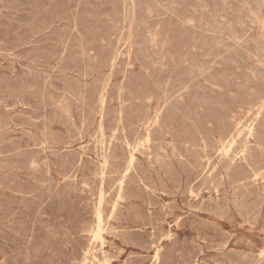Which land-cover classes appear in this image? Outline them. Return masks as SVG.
Returning a JSON list of instances; mask_svg holds the SVG:
<instances>
[{
	"label": "rangeland",
	"instance_id": "1",
	"mask_svg": "<svg viewBox=\"0 0 264 264\" xmlns=\"http://www.w3.org/2000/svg\"><path fill=\"white\" fill-rule=\"evenodd\" d=\"M47 1L0 0V264H264V0Z\"/></svg>",
	"mask_w": 264,
	"mask_h": 264
},
{
	"label": "bare ground",
	"instance_id": "2",
	"mask_svg": "<svg viewBox=\"0 0 264 264\" xmlns=\"http://www.w3.org/2000/svg\"><path fill=\"white\" fill-rule=\"evenodd\" d=\"M42 1H44V0H42ZM49 1V0H48ZM47 1V2H48ZM52 1V0H51ZM55 1V0H54ZM217 1V0H216ZM228 1V0H227ZM232 1V0H231ZM21 1H19V3H20ZM79 2V1H78ZM168 2V1H167ZM236 2V1H235ZM245 2V1H244ZM254 1H252L251 3H253ZM25 3H27V2H25ZM24 3V4H25ZM38 3V2H37ZM44 3V2H43ZM52 3V2H51ZM56 3V2H55ZM119 3V2H118ZM219 2H217L216 4H218ZM230 3V2H229ZM233 3H234V1H233ZM246 3V2H245ZM245 3H243V4H245ZM23 4V5H24ZM30 4V3H29ZM34 4V3H33ZM42 4V3H41ZM45 4H46V2H45ZM79 4V3H78ZM115 4V3H114ZM120 4V3H119ZM223 4V3H222ZM237 4V3H236ZM26 5V4H25ZM31 5V4H30ZM38 5V4H37ZM54 5V4H53ZM102 5V4H101ZM131 5V4H130ZM148 5V4H147ZM176 5V4H175ZM234 5V4H233ZM238 5V4H237ZM250 5V4H249ZM18 6H19V4H18ZM29 6V5H28ZM31 6H33V5H31ZM39 6H43V5H39ZM56 6V5H55ZM58 6V5H57ZM120 6H121V4H120ZM128 6V5H127ZM162 6V5H161ZM196 6V5H195ZM220 6V5H219ZM235 6V5H234ZM248 6V5H247ZM78 7V6H77ZM109 7H110V5H109ZM113 7V6H112ZM112 7H110V8H112ZM123 7V6H122ZM125 7V6H124ZM129 7V6H128ZM182 7V6H181ZM186 7V6H185ZM202 7V6H201ZM207 7V6H206ZM206 7H204V8H206ZM210 7V6H209ZM229 7H230V5H229ZM232 7V6H231ZM237 7V6H236ZM256 7V6H255ZM261 7V6H260ZM25 8V7H24ZM34 8V7H33ZM149 8V7H148ZM175 8V7H174ZM204 8H201V9H204ZM208 8V7H207ZM206 8V9H207ZM235 8V7H234ZM242 8H243V6H242ZM251 8V7H250ZM12 9V8H11ZM10 9V10H11ZM28 9V8H27ZM26 9V10H27ZM43 8L41 7V10H42ZM48 9V8H47ZM50 9V8H49ZM136 9H138V8H136ZM173 9V8H172ZM199 9V8H198ZM1 10V9H0ZM34 10V9H33ZM37 10V9H36ZM40 9H38V11H39ZM65 10H67V9H65ZM77 10V9H76ZM89 10V9H88ZM113 10V9H112ZM116 10V9H115ZM120 10V9H119ZM118 10V11H119ZM129 10V9H128ZM152 10H153V8H152ZM168 10V9H167ZM184 10V9H183ZM189 10V9H188ZM220 10V9H219ZM241 10V9H240ZM245 10V9H244ZM252 10V9H251ZM255 10L256 11H258L257 10V8H255ZM260 10V9H259ZM12 11V10H11ZM25 11V10H24ZM44 11V10H43ZM49 11V10H48ZM59 11V10H58ZM79 11V10H78ZM84 11H85V9H84ZM169 11V10H168ZM178 11V10H177ZM229 11H231L230 9H229ZM241 11H243V9L241 10ZM240 11V12H241ZM248 11V10H247ZM255 11V12H256ZM17 12H19L18 10H17ZM73 12V11H72ZM114 12V11H113ZM136 12V11H135ZM171 12V11H170ZM169 12V13H170ZM187 12V11H186ZM188 12H190V11H188ZM205 12H206V10H205ZM209 12H211V11H209ZM232 12V11H231ZM246 12V11H245ZM249 13H250V11H248ZM28 13V12H27ZM92 13V12H91ZM122 13V12H121ZM149 13V12H148ZM165 13H167V12H165ZM172 13H174V12H172ZM185 13V12H184ZM201 13H203V12H201ZM217 13H220V12H217ZM241 13H243V14H245L244 12H241ZM258 13V12H257ZM32 14H34V13H32ZM45 14V13H44ZM53 14V12L51 13V15ZM152 14H153V12H152ZM162 14H163V12H162ZM183 14V13H182ZM194 14V13H193ZM210 14V13H209ZM213 14V13H212ZM237 14V13H236ZM247 14V13H246ZM245 14V15H246ZM253 14V13H252ZM261 14V13H260ZM50 15V14H49ZM81 15V14H80ZM92 15H94V13H92ZM151 15V14H150ZM166 15V14H165ZM203 15V14H202ZM223 15V14H222ZM226 15H228V14H226ZM13 16V15H12ZM30 16H32L33 17V15H30ZM62 16V15H61ZM101 16V15H100ZM105 16V15H104ZM107 16H108V14H107ZM116 16V15H115ZM127 16V15H126ZM147 16V15H146ZM169 16V15H168ZM177 16H179L178 14H177ZM182 16V15H181ZM196 16V15H195ZM240 16V15H239ZM254 16H256V15H254ZM263 16V15H262ZM22 17V16H21ZM24 17V16H23ZM28 17V16H27ZM38 17V16H37ZM119 17V16H118ZM171 17H172V15H171ZM198 16H196V18H197ZM216 17V16H215ZM47 18V17H46ZM58 18V17H57ZM64 18H66V17H64ZM80 18V17H79ZM93 18V17H92ZM97 18V17H96ZM120 18V17H119ZM128 18V17H127ZM167 18V17H166ZM174 18V17H173ZM204 18V17H203ZM207 18V17H206ZM205 18V19H206ZM240 18V17H239ZM243 18V17H242ZM264 18V17H263ZM22 19V18H21ZM82 19L83 18H81L80 20L82 21ZM90 19V18H89ZM159 19V18H158ZM176 19V18H175ZM199 19H200V17H199ZM211 19V18H210ZM244 19V18H243ZM242 19V20H243ZM246 19V18H245ZM251 19V18H250ZM258 19V18H257ZM27 20H28V18H27ZM33 20H34V18H33ZM43 20V19H42ZM63 20V19H62ZM88 20V19H87ZM94 21H95V18L93 19ZM97 20H99V19H97ZM103 20V19H102ZM105 20V19H104ZM109 20V19H108ZM107 20V21H108ZM123 20V19H122ZM147 20V19H146ZM194 20H196V19H194ZM228 20V19H227ZM227 20H226V22H227ZM252 20V19H251ZM255 20V19H254ZM254 20H252L253 22H254ZM21 21V20H20ZM29 21V20H28ZM31 21V20H30ZM69 21V20H68ZM86 21V20H85ZM89 21V20H88ZM111 20H109L108 22H110ZM114 21V20H113ZM125 21V20H124ZM169 21H171V20H169ZM180 21V20H179ZM198 21V20H197ZM205 21V20H204ZM219 21H221V20H219ZM223 21V20H222ZM239 21V20H238ZM22 22H23V19H22ZM38 22V21H37ZM44 22V21H43ZM42 22V23H43ZM67 22V21H66ZM74 22V21H73ZM99 22V21H98ZM97 22V23H98ZM126 22V21H125ZM139 22V21H138ZM147 22V21H146ZM156 22V21H155ZM157 22H159V21H157ZM258 22H259V20H258ZM77 23H79V22H77ZM84 23V22H83ZM86 23V22H85ZM90 23V22H89ZM94 23V22H93ZM102 23V22H101ZM105 22H103V24H104ZM113 22H111V24H112ZM140 23H141V21H140ZM202 23V22H201ZM210 23V22H209ZM213 24H214V22H212ZM228 23V22H227ZM250 23H252V22H250ZM256 23V22H255ZM260 23H261V20H260ZM30 24V23H29ZM70 24V23H69ZM91 24V23H90ZM107 24V23H106ZM109 24V23H108ZM185 24V23H184ZM208 24V23H207ZM232 24H235V23H232ZM33 25V24H32ZM59 25H60V23H59ZM84 25V24H83ZM125 25V24H124ZM128 25V24H127ZM156 25V24H155ZM154 25V26H155ZM164 25V24H163ZM170 25V24H169ZM206 25V24H205ZM210 25V28H211V26H213V25H211V24H209ZM209 25H206V27H208ZM215 25V24H214ZM227 25V24H226ZM240 25V24H239ZM244 25V24H243ZM251 25V24H250ZM257 25V24H256ZM53 26V25H52ZM79 26V25H78ZM78 26H76V27H78ZM81 26V25H80ZM90 26H92V25H90ZM93 26H95V24H93ZM110 26V25H109ZM122 26V25H121ZM150 26H151V24H150ZM188 26V25H187ZM192 26V25H191ZM199 26H200V24H199ZM203 26H204V24H203ZM202 26V27H203ZM241 26V25H240ZM42 27V26H41ZM44 27V26H43ZM48 27H50V26H48ZM101 27H102V25H101ZM126 27V26H125ZM138 27H141V26H138ZM177 27V26H176ZM230 27H231V25H230ZM244 26H242V28H243ZM36 28V27H35ZM68 28H70V27H68ZM83 28V27H82ZM81 28V29H82ZM113 28H115V26L113 27ZM120 28V27H119ZM130 28V27H129ZM162 28H163V26H162ZM214 28H216V29H218L217 27H214ZM241 28V29H242ZM249 28H250V26H249ZM62 29V28H61ZM60 29V30H61ZM65 29V28H64ZM76 29V28H75ZM78 29V28H77ZM98 29V28H97ZM122 29V28H121ZM132 29V28H131ZM154 29H156V28H154ZM193 29V28H192ZM199 29H200V27H199ZM212 29V28H211ZM84 30V29H83ZM92 30H94V29H92ZM102 30V29H101ZM115 30V29H114ZM148 30V29H147ZM207 30V29H206ZM210 30V29H209ZM215 30V29H214ZM232 30V29H231ZM236 30V29H235ZM64 31H66V30H64ZM63 31V32H64ZM118 31V30H117ZM132 31V30H131ZM149 31V30H148ZM155 31V30H154ZM154 31H153V35H155L154 34ZM169 31V30H168ZM189 31V30H188ZM205 31V30H204ZM18 32V31H17ZM40 32V31H39ZM45 32H47V31H45ZM80 32V31H79ZM98 32H100V31H98ZM104 32V31H103ZM107 32V31H106ZM110 32H112V31H110ZM136 32V31H135ZM162 32V31H161ZM173 32V31H172ZM190 32V31H189ZM217 32V31H216ZM224 32V31H223ZM233 32H235V31H233ZM81 33V32H80ZM92 33V32H91ZM120 33V32H119ZM129 33H131V32H129ZM163 33V32H162ZM169 33V32H168ZM213 33H214V31H213ZM229 33H231V32H229ZM237 33V32H236ZM254 33V32H253ZM93 34V33H92ZM101 34V33H100ZM106 34V33H105ZM105 34H104V36H105ZM109 34V29H108V33H107V35ZM128 34V33H127ZM126 34V35H127ZM135 34V33H134ZM220 34V33H219ZM239 34V33H238ZM67 35V34H66ZM95 35V34H94ZM123 35V34H122ZM161 35V34H160ZM169 35H172V33L171 34H169ZM176 35V34H175ZM214 35V34H213ZM218 35V34H217ZM64 36V35H63ZM100 36V35H99ZM98 36V37H99ZM132 36V35H131ZM227 36V35H226ZM225 36V37H226ZM230 36V35H229ZM40 37V36H39ZM95 37V36H94ZM107 37V36H106ZM111 37V36H110ZM148 37V36H147ZM153 37V36H152ZM168 37V36H167ZM100 38V37H99ZM109 38V37H108ZM125 38V37H124ZM141 38V37H140ZM185 38V37H184ZM228 38H230V37H228ZM97 39V38H96ZM95 39V40H96ZM128 39V38H127ZM133 39V38H132ZM154 39H156V38H154ZM164 39V38H163ZM167 39V38H166ZM198 39V38H197ZM239 39V38H238ZM255 40H256V38H254ZM81 40V39H80ZM91 40V39H90ZM101 40H103V39H101ZM118 40V39H117ZM117 40H115V41H117ZM219 40H221V39H219ZM255 40H253L254 42H255ZM92 41V40H91ZM100 41V40H99ZM114 41V40H113ZM124 41V40H123ZM148 41V40H147ZM252 41V42H253ZM82 42V41H81ZM80 42V43H81ZM90 42V41H89ZM88 42V43H89ZM101 42V41H100ZM109 42V41H108ZM120 42V41H119ZM132 42V41H131ZM131 42H130V46H131ZM162 42V41H161ZM160 42V43H161ZM167 42V41H166ZM200 42V41H199ZM243 42V41H242ZM246 42H247V40H246ZM249 42V41H248ZM260 42V41H259ZM52 43V42H51ZM99 43V42H98ZM104 43H107V42H104ZM164 43V42H163ZM225 43V42H224ZM236 43V42H235ZM238 43V42H237ZM241 43V42H240ZM68 44V43H67ZM102 44V43H101ZM111 44V43H110ZM110 44H109V46H110ZM118 44H120V43H118ZM132 44H134V43H132ZM141 44V43H140ZM151 44V43H150ZM162 44V43H161ZM190 44V43H189ZM201 44V43H200ZM243 44V43H242ZM260 44V43H259ZM258 44V45H259ZM1 45V44H0ZM60 45V44H59ZM107 45V44H106ZM152 45V44H151ZM174 45H175V43H174ZM191 45V44H190ZM220 45V44H219ZM223 45V44H222ZM244 45H247V44H244ZM66 46H68V45H66ZM103 46V45H102ZM105 46V45H104ZM108 46V45H107ZM112 46H113V44H112ZM120 46V45H119ZM132 46H134V45H132ZM142 46V45H141ZM150 46V45H149ZM153 46V45H152ZM161 46V45H160ZM218 46V45H217ZM236 46V45H235ZM260 46V45H259ZM58 47V46H57ZM101 47V46H100ZM144 47V46H143ZM171 47V46H170ZM184 47V46H183ZM247 47V46H246ZM260 47H262V46H260ZM113 48V47H112ZM119 48V47H118ZM140 48V47H139ZM202 48V47H201ZM225 48V47H224ZM233 48V47H232ZM66 49V48H65ZM106 49V48H105ZM116 49H117V47H116ZM156 49V48H155ZM194 49V48H193ZM227 49H228V47H227ZM109 50V49H108ZM134 50H135V48H134ZM140 50V49H139ZM202 50V49H201ZM212 50V49H211ZM232 50V49H231ZM243 50H245V49H243ZM103 51V50H102ZM113 51H114V49H113ZM128 51V50H127ZM190 51V50H189ZM263 51H264V49H263ZM62 52V51H61ZM76 52V51H75ZM77 52H78V50H77ZM111 52V51H110ZM122 52V51H121ZM139 52V51H138ZM149 52V51H148ZM172 52V51H171ZM199 52V51H198ZM231 52V51H230ZM257 52H259V51H257ZM261 52H262V50H261ZM112 53V52H111ZM114 53V52H113ZM227 53H229V52H227ZM247 53V52H246ZM263 53V52H262ZM66 54V53H65ZM119 54V53H118ZM166 54H167V52H166ZM170 54V53H169ZM222 54V53H221ZM251 54V53H250ZM261 54V53H260ZM264 54V53H263ZM156 55V54H155ZM161 55V54H160ZM172 55V54H171ZM175 55V54H174ZM228 55V54H227ZM246 55V54H245ZM147 56V55H146ZM164 56H165V54H164ZM222 56H224V55H222ZM259 56V55H258ZM78 57V56H77ZM76 57V58H77ZM102 57V56H101ZM123 57V56H122ZM121 57V58H122ZM134 57V56H133ZM136 57V56H135ZM140 57H142L141 55H140ZM149 57H150V55H149ZM188 57V56H187ZM57 58V57H56ZM79 58V57H78ZM77 58V59H78ZM106 58H108V57H106ZM113 58H114V56H113ZM118 58V57H117ZM251 58V57H250ZM264 58V57H263ZM61 59V58H60ZM82 59V58H81ZM104 60H105V58H103ZM115 59V58H114ZM123 59V58H122ZM130 59V58H129ZM137 59V58H136ZM174 59V58H173ZM258 59V58H257ZM79 60L80 59H78V62H79ZM93 60V59H92ZM127 60V59H126ZM141 60H143V58L141 59ZM147 60V59H146ZM152 60V59H151ZM171 60V59H170ZM249 60V59H248ZM2 61V60H1ZM17 61H18V59H17ZM60 61V60H59ZM85 61V60H84ZM83 61V62H84ZM120 61V60H119ZM138 61V60H137ZM150 61V60H149ZM188 61V60H187ZM259 61V60H258ZM7 62V61H6ZM113 62V61H112ZM144 62V61H143ZM143 62H141V63H143ZM148 62V61H147ZM214 62V61H213ZM212 62V63H213ZM67 63H69V62H67ZM72 63H74V62H72ZM82 63V62H81ZM121 63V62H120ZM166 63V62H165ZM174 63H176V62H174ZM178 63V62H177ZM216 63V62H215ZM0 64H1V62H0ZM28 64V63H27ZM34 64V63H33ZM57 64V63H56ZM76 64V63H75ZM103 64V63H102ZM117 64V63H116ZM145 64V63H144ZM167 64V63H166ZM173 64V63H172ZM246 64V63H245ZM252 64V63H251ZM263 64V63H262ZM79 65H81V64H79ZM86 65V64H85ZM129 65V64H128ZM148 65V64H147ZM160 65V64H159ZM165 65V64H164ZM181 65V64H180ZM179 65V66H180ZM16 66V65H15ZM158 66V65H157ZM161 66V65H160ZM168 66V65H167ZM183 66V65H182ZM247 66V65H246ZM264 66V65H263ZM101 67V66H100ZM124 67V66H123ZM129 67V66H128ZM168 67H171V66H168ZM177 67V66H176ZM261 67V66H260ZM92 68H94L93 66H92ZM120 68V67H119ZM138 68H140V67H138ZM159 68V67H158ZM251 68V67H250ZM30 69V68H29ZM95 69V68H94ZM100 69V68H99ZM112 69V68H111ZM110 69V70H111ZM183 69V68H182ZM186 69V68H185ZM2 70V69H1ZM98 70V69H97ZM120 70V69H119ZM126 70V69H125ZM130 70V69H129ZM161 70V69H160ZM176 70V69H175ZM174 70V71H175ZM187 70V69H186ZM200 70H202V69H200ZM199 70V71H200ZM232 70V69H231ZM245 70V69H244ZM20 71V70H19ZM36 71V70H35ZM38 71V70H37ZM36 71V72H37ZM101 71V70H100ZM112 71V70H111ZM115 71V70H114ZM131 71V70H130ZM159 71V70H158ZM167 71V70H166ZM173 71V70H172ZM248 71V70H247ZM2 72V71H1ZM5 72V71H4ZM18 72V71H17ZM31 72H32V70H31ZM55 72V71H54ZM94 72V71H93ZM121 72V71H120ZM134 72V71H133ZM154 72V71H153ZM163 72V71H162ZM195 72V71H194ZM229 72V71H228ZM251 72V71H250ZM255 72V71H254ZM19 73V72H18ZM80 73V72H79ZM84 73V72H83ZM115 73V72H114ZM143 73H145V72H143ZM166 73V72H165ZM171 73V72H170ZM236 73V72H235ZM28 74V73H27ZM44 74V73H43ZM92 74V73H91ZM119 74V73H118ZM122 74V73H121ZM151 74V73H150ZM206 74V73H205ZM262 74V73H261ZM89 75V74H88ZM131 75V74H130ZM133 75V74H132ZM166 75V74H165ZM180 75V74H179ZM191 75V74H190ZM196 75V74H195ZM242 75V74H241ZM244 75V74H243ZM252 75V74H251ZM14 76V75H13ZM52 76V75H51ZM138 76V75H137ZM140 76V75H139ZM162 76H163V73H162ZM169 76V75H168ZM184 76H187V75H184ZM87 77V76H86ZM90 77V76H89ZM154 77V76H153ZM152 77V78H153ZM203 77V76H202ZM253 77V76H252ZM254 77H256V76H254ZM142 78H145V77H142ZM170 78V77H169ZM174 78H175V76H174ZM173 78V79H174ZM178 78V77H177ZM244 78V77H243ZM257 78V77H256ZM85 79V78H84ZM88 79V78H87ZM127 79V78H126ZM125 79V80H126ZM135 79V78H134ZM139 79V78H138ZM160 79H161V76H160ZM160 79H159V81H160ZM163 79V78H162ZM183 79V78H182ZM241 79V78H240ZM251 79V78H250ZM93 80V79H92ZM100 80V79H99ZM102 80V79H101ZM106 80V79H105ZM117 80H118V78H117ZM124 80V79H123ZM142 80V79H141ZM141 80H139V81H141ZM145 80H146V78H145ZM150 80V79H149ZM171 80V79H170ZM207 80V79H206ZM233 80V79H232ZM84 81V80H83ZM107 81V80H106ZM120 81H121V79H120ZM167 81V80H166ZM165 81V82H166ZM190 81V80H189ZM209 81V80H208ZM229 81V80H228ZM257 81V80H256ZM39 82V81H38ZM42 82V81H41ZM47 82V81H46ZM123 82V81H122ZM144 82V81H143ZM142 82V83H143ZM169 82V81H168ZM174 82V81H173ZM176 82V81H175ZM211 82V81H210ZM209 82V83H210ZM234 82V81H233ZM258 82V81H257ZM48 83V82H47ZM50 83V82H49ZM75 83H77V82H75ZM97 83V82H96ZM105 83V82H104ZM108 83V82H107ZM118 83H119V81H118ZM132 83V82H131ZM135 83V82H134ZM137 83V82H136ZM135 83V84H136ZM148 83V82H147ZM149 83H151V81L149 82ZM205 83V82H204ZM1 84V83H0ZM79 84V83H78ZM90 84H92V83H90ZM112 84V83H111ZM114 84H115V82H114ZM123 84V83H122ZM171 85H173V87H174V84H172V83H170ZM187 84H188V82H187ZM189 84H191V83H189ZM254 84V83H253ZM252 84V85H253ZM95 85V84H94ZM113 85V84H112ZM160 85V84H159ZM164 85V84H163ZM166 85V84H165ZM80 86V85H79ZM90 86V85H89ZM100 86V85H99ZM168 86V85H167ZM206 86V85H205ZM218 86V85H217ZM243 86V85H242ZM36 87V86H35ZM137 87H139V86H137ZM151 87V86H150ZM164 87V86H163ZM172 87V86H171ZM253 87V86H252ZM81 88H85V87H82L81 86ZM80 88V89H81ZM99 88V87H98ZM158 88V87H157ZM175 88H176V86H175ZM236 88V87H235ZM54 89V88H53ZM140 89V88H139ZM149 89H151V88H149ZM167 89V88H166ZM165 89V90H166ZM169 89H170V87H169ZM173 89V88H172ZM217 89H219V88H217ZM252 89V88H251ZM31 90V89H30ZM94 90V89H93ZM144 90V89H143ZM158 90V89H157ZM179 90H182V89H179ZM185 90V89H184ZM191 90H193V89H191ZM264 90V89H263ZM101 91V90H100ZM244 90H242V92H243ZM78 92V91H77ZM81 92V91H80ZM161 92V91H160ZM176 92V91H175ZM222 92V91H221ZM56 93V92H55ZM82 93V92H81ZM110 93H111V91H110ZM118 93V92H117ZM241 93V92H240ZM29 94V93H28ZM64 94V93H63ZM112 94V93H111ZM115 94V93H114ZM161 94V93H160ZM159 94V95H160ZM164 94V93H163ZM172 94V93H171ZM181 94V93H180ZM52 95V94H51ZM66 95V94H65ZM104 95V94H103ZM143 95L144 94H142L141 96H142V98H143ZM168 95V94H167ZM7 96V95H6ZM58 96V95H57ZM56 96V97H57ZM109 96H110V94H109ZM112 96H114V95H112ZM184 96V95H183ZM251 96V95H250ZM253 96V95H252ZM55 97V98H56ZM59 97V96H58ZM57 97V99H59ZM62 97V96H61ZM73 97H74V95H73ZM105 97H107V96H105ZM145 97V96H144ZM163 97V96H162ZM161 97V98H162ZM260 97H263V96H260ZM53 98V97H52ZM141 98V99H142ZM160 98V99H161ZM165 98V97H164ZM181 98V97H180ZM254 98H257V97H254ZM78 99V98H77ZM146 99V98H145ZM175 99V98H174ZM261 99V98H260ZM54 100V99H53ZM78 100H80V99H78ZM82 100V99H81ZM80 100V101H81ZM86 100H88L87 98H86ZM98 100H99V98H98ZM101 100V99H100ZM103 100V99H102ZM151 100V99H150ZM258 100V99H257ZM32 101V100H31ZM59 101V100H58ZM92 101H94V100H92ZM126 101V100H125ZM139 101V100H138ZM147 101H149V100H147ZM163 101V100H162ZM166 101V100H165ZM178 101V100H177ZM258 101H260V100H258ZM9 102H10V100H9ZM18 102V101H17ZM60 102V101H59ZM100 102V101H99ZM3 103V102H2ZM66 103V102H65ZM120 103V102H119ZM162 103V102H161ZM233 103V102H232ZM241 103V102H240ZM258 103V102H257ZM61 104V103H60ZM95 104V103H94ZM102 104H103V102H102ZM259 104V103H258ZM22 105V104H21ZM51 105V104H50ZM124 105V104H123ZM147 105V104H146ZM165 105V104H164ZM168 104H166V106H167ZM238 105V104H237ZM256 105V104H255ZM262 105V104H261ZM97 106V105H96ZM99 106H101V105H99ZM122 106V105H121ZM243 106V105H242ZM252 106H253V104H252ZM60 107V106H59ZM62 107V106H61ZM75 107V106H74ZM162 107H163V105H162ZM171 107V106H170ZM175 107V106H174ZM248 107V106H247ZM250 107V106H249ZM264 107V106H263ZM145 108V107H144ZM150 108V107H149ZM186 108V107H185ZM230 108V107H229ZM243 108V107H242ZM246 108V107H245ZM259 108V107H258ZM64 109V108H63ZM107 109H110V108H107ZM127 109V108H126ZM161 109V108H160ZM178 109H179V107H178ZM187 109V108H186ZM237 109V108H236ZM251 109V108H250ZM253 109V108H252ZM255 109V108H254ZM30 110V109H29ZM75 110V109H74ZM91 110V109H90ZM146 110V109H145ZM163 110V109H162ZM188 110H189V107H188ZM241 109H239V111H240ZM67 111V110H66ZM153 111H155V110H153ZM179 111H180V109H179ZM243 112H244V110H242ZM5 112V111H4ZM78 112V111H77ZM96 112V111H95ZM103 112V111H102ZM162 112V111H161ZM164 112V111H163ZM261 112V111H260ZM3 113V112H2ZM5 113H7V112H5ZM87 113H89V112H87ZM152 113V112H151ZM185 113V112H184ZM183 113V114H184ZM186 113H188V112H186ZM233 113V112H232ZM235 113H237V112H235ZM239 113V112H238ZM237 113V114H238ZM242 113V112H241ZM246 113V112H245ZM98 114V113H97ZM161 114V113H160ZM252 114V113H251ZM258 114V113H257ZM8 115V114H7ZM93 115V114H92ZM118 115V114H117ZM123 115V114H122ZM156 115V114H155ZM233 116H234V114H232ZM231 115V116H232ZM256 115V114H255ZM263 115H264V113H263ZM47 116V115H46ZM119 116V115H118ZM185 116V115H184ZM239 116V115H238ZM247 116V115H246ZM245 116V117H246ZM254 116V115H253ZM2 117V116H1ZM8 117V116H7ZM11 117V116H10ZM97 117V116H96ZM149 117V116H148ZM153 117V116H152ZM161 117V116H160ZM182 117V116H181ZM241 117V116H240ZM13 118V117H12ZM19 118V117H18ZM143 118H145V117H143ZM239 118V117H238ZM248 118V117H247ZM253 118H255V117H253ZM263 118V117H262ZM21 119V118H20ZM109 119V118H108ZM150 119V118H149ZM153 119V118H152ZM235 119V118H234ZM241 119V118H240ZM243 119H244V117H243ZM258 119H261V118H258ZM264 119V118H263ZM155 120V124H156V119H154ZM178 120H179V118H178ZM229 120V119H228ZM239 120V119H238ZM247 120H249V119H247ZM254 120V119H253ZM257 120V119H256ZM70 121H71V119H70ZM84 121H86L85 119H84ZM97 121V120H96ZM108 121V120H107ZM144 121V120H143ZM146 121V120H145ZM160 121V120H159ZM244 121H245V119H244ZM44 122V121H43ZM48 122V121H47ZM175 122H176V120H175ZM178 122V121H177ZM206 122V121H205ZM208 122V121H207ZM218 122H219V120H218ZM39 123V122H38ZM50 123V122H49ZM84 123V122H83ZM86 123V122H85ZM97 123V122H96ZM95 123V124H96ZM158 123V122H157ZM105 124V123H104ZM140 124V123H139ZM143 124H146V123H143ZM160 124V123H159ZM179 124V123H178ZM177 124V125H178ZM207 124V123H206ZM215 124V123H214ZM261 124V123H260ZM44 125V124H43ZM48 126H49V124H47ZM86 125V124H85ZM148 125H149V122H148ZM152 125V124H151ZM239 125V124H238ZM251 125V124H250ZM249 125V126H250ZM105 126V125H104ZM140 126V125H139ZM216 126V125H215ZM223 126V125H222ZM4 127V126H3ZM28 127V126H27ZM50 127V126H49ZM61 127V126H60ZM142 127H143V125H142ZM160 128H162L161 126H159ZM217 127V126H216ZM251 127V126H250ZM249 127V128H250ZM21 128V127H20ZM46 128V127H45ZM119 128V127H118ZM141 128V127H140ZM151 128V127H150ZM218 128V127H217ZM246 128V127H245ZM105 129V128H104ZM145 129V128H144ZM148 129V128H147ZM169 129V128H168ZM243 129H244V127H243ZM30 130H31V128H30ZM47 130H48V128H47ZM85 130V129H84ZM146 130V129H145ZM162 130V129H161ZM170 130V129H169ZM178 130V129H177ZM213 130V129H212ZM234 130H236V128L234 129ZM92 131V130H91ZM102 131V130H101ZM128 131V130H127ZM149 131V130H148ZM171 131V130H170ZM173 131V130H172ZM172 131H171V133H172ZM181 131V130H180ZM180 131H179V133H180ZM244 131V130H243ZM249 131V130H248ZM21 132V131H20ZM36 132V131H35ZM50 132V131H49ZM116 132H118V131H116ZM125 132V131H124ZM140 132V131H139ZM142 132V131H141ZM250 132V131H249ZM43 133V132H42ZM54 133V132H53ZM53 133H51V134H53ZM63 133V132H62ZM89 133V132H88ZM87 133V134H88ZM115 133V132H114ZM149 133V132H148ZM223 133V132H222ZM239 133V132H238ZM248 133V132H247ZM50 134V135H51ZM64 134V133H63ZM63 134H62V136H63ZM97 134H98V132H97ZM102 134V133H101ZM109 134V133H108ZM111 134H113V133H111ZM125 134V133H124ZM152 134V133H151ZM205 134V133H204ZM220 134V133H219ZM233 134H234V132H233ZM245 135H246V131H245V133H244ZM253 134L255 135V133L253 132ZM257 134V133H256ZM8 135H9V133H8ZM17 135V134H16ZM65 135V134H64ZM70 135V134H69ZM202 135V137H203V134H201ZM15 136V135H14ZM41 136V135H40ZM87 136V135H86ZM102 136V135H101ZM174 136V135H173ZM220 136V135H219ZM219 136H217V137H219ZM256 136V135H255ZM11 137V136H10ZM22 137V136H21ZM24 137V136H23ZM38 137V136H37ZM58 137V136H57ZM66 137V136H65ZM140 137H141V134H140ZM171 137V136H170ZM252 137H254V136H252ZM13 138V137H12ZM40 138V137H39ZM69 138V137H68ZM102 138V137H101ZM100 138V139H101ZM104 138V137H103ZM102 138V139H103ZM114 138V137H113ZM151 138V137H150ZM150 138H148V139H150ZM173 138V137H172ZM215 138V137H214ZM222 138V137H221ZM220 138V139H221ZM244 138V137H243ZM6 139V138H5ZM38 139V138H37ZM56 139V138H55ZM66 139V138H65ZM76 139V138H75ZM93 139V138H92ZM91 139V140H92ZM95 139H96V137H95ZM146 139V138H145ZM254 139V138H253ZM111 140V139H110ZM141 140V139H140ZM140 140H139V142H140ZM152 140V139H151ZM150 140V141H151ZM162 140H163V138H162ZM236 140V139H235ZM239 140V139H238ZM243 140H245V138L243 139ZM19 141V140H18ZM22 141V140H21ZM36 141V140H35ZM101 141H103V140H101ZM153 141V140H152ZM164 141V140H163ZM166 141V140H165ZM172 141V140H171ZM170 141V142H171ZM225 140H223V142H224ZM33 142H34V140H33ZM67 142V141H66ZM169 142V141H168ZM174 142V141H173ZM187 142L188 141H186V144H187ZM222 142V143H223ZM234 142V141H233ZM58 143V142H57ZM97 143V142H96ZM118 143V142H117ZM146 143H148L149 144V142H146ZM155 143V142H154ZM239 143V142H238ZM241 144H242V142H240ZM250 143V142H249ZM252 143V142H251ZM261 143V142H260ZM22 144V143H21ZM87 144V143H86ZM141 144V143H140ZM147 144V145H148ZM162 144V143H161ZM244 144H246V143H244ZM26 145V144H25ZM44 145V144H43ZM52 145H53V143H52ZM89 145V144H88ZM109 145V144H108ZM128 145V144H127ZM143 145H144V143H143ZM190 145V144H189ZM206 145V144H205ZM107 146V145H106ZM126 146V145H125ZM130 146V145H129ZM191 146V145H190ZM189 146V147H190ZM227 146V145H226ZM231 146V145H230ZM236 146V145H235ZM243 146V145H242ZM260 146V145H259ZM76 147V146H75ZM87 147V146H86ZM104 147V146H103ZM137 147V146H136ZM145 147H147V146H145ZM148 147H149V145H148ZM165 147V146H164ZM175 147V146H174ZM246 147V146H245ZM30 148V147H29ZM56 148V147H55ZM85 148V147H84ZM91 148V147H90ZM144 148V147H143ZM157 148V147H156ZM169 148V147H168ZM171 148V147H170ZM169 148V149H170ZM206 148V147H205ZM222 148V147H221ZM221 148H220V150H221ZM229 148V147H228ZM240 148V147H239ZM250 148V147H249ZM264 148V147H263ZM137 149V148H136ZM141 149H142V147H141ZM233 149V148H232ZM22 150V149H21ZM60 150V149H59ZM64 150V149H63ZM79 150V149H78ZM81 150V149H80ZM110 150V149H109ZM108 150V151H109ZM211 150H212V148H211ZM218 150V149H217ZM225 150V149H224ZM19 151V150H18ZM105 151V150H104ZM142 151H144V150H142ZM208 151V150H207ZM233 151V150H232ZM248 151V150H247ZM23 152V151H22ZM137 152H138V150H137ZM141 152V151H140ZM166 152V151H165ZM170 152V151H169ZM176 152V151H175ZM234 152V151H233ZM251 152V151H250ZM32 153V152H31ZM48 153V152H47ZM86 153V152H85ZM119 153V152H118ZM145 152H143V155H145L144 154ZM148 153V152H147ZM152 153V152H151ZM164 153V152H163ZM195 153V152H194ZM206 153V152H205ZM221 153H222V151H221ZM88 154V153H87ZM140 154H142V153H140ZM188 154V153H187ZM214 154H215V151H214ZM225 154V153H224ZM256 154H257V152H256ZM1 155V154H0ZM43 155V154H42ZM142 155V156H143ZM161 155V154H160ZM170 155H171V153H170ZM237 155H239V154H237ZM255 155V154H254ZM89 156V155H88ZM146 156V155H145ZM203 156H204V154H203ZM202 156V157H203ZM231 156H232V154H231ZM70 157V156H69ZM86 157V156H85ZM164 158H166L165 156H163ZM172 157V156H171ZM218 157V156H217ZM223 157V156H222ZM222 157H220L219 159H221ZM227 157V156H226ZM246 157V156H245ZM249 157H250V155H249ZM97 158V157H96ZM138 158V157H137ZM150 158V157H149ZM155 158V157H154ZM158 158V157H157ZM173 158V157H172ZM240 158V157H239ZM244 158V157H243ZM55 159V158H54ZM69 159H71V158H69ZM88 159V158H87ZM87 159H86V161H87ZM182 159V158H181ZM203 159V158H202ZM151 160V159H150ZM152 160H153V158H152ZM167 160V159H166ZM165 160V161H166ZM206 160V159H205ZM61 161V160H60ZM67 161V160H66ZM86 161H85V163H86ZM98 161V160H97ZM96 161V162H97ZM143 161V160H142ZM164 161V162H165ZM234 161V160H233ZM233 161H231V162H233ZM244 161H247V160H244ZM6 162V161H5ZM34 162V161H33ZM83 162V161H82ZM104 162V161H103ZM133 162V158L131 159V161L129 162L130 164ZM136 162V161H135ZM147 162V161H146ZM155 162V161H154ZM153 162V163H154ZM171 162V161H170ZM173 162V161H172ZM192 162V161H191ZM221 162V161H220ZM224 162V161H223ZM237 162V161H236ZM128 163V164H129ZM159 163V162H158ZM176 163V162H175ZM192 163H194V162H192ZM210 163V162H209ZM245 163V162H244ZM59 164V163H58ZM88 164V163H87ZM55 165V164H54ZM86 165V164H85ZM161 165V164H160ZM195 165V164H194ZM233 165V164H232ZM50 166V165H49ZM105 166V165H104ZM119 166H120V164H119ZM128 166V165H127ZM132 166V165H131ZM134 166V165H133ZM184 166V165H183ZM192 166V165H191ZM205 166V165H204ZM203 166V167H204ZM211 166V165H210ZM216 166V165H215ZM170 167V166H169ZM202 167V166H201ZM226 167V166H225ZM233 167V166H232ZM238 167H239V165H238ZM20 168V167H19ZM54 168V167H53ZM58 168V167H57ZM77 168V167H76ZM253 168V167H252ZM256 168V167H255ZM62 169V168H61ZM162 169H164V168H162ZM168 169V168H167ZM177 169H179V168H177ZM202 169V168H201ZM207 169V168H206ZM214 169V168H213ZM250 169V168H249ZM3 170V169H2ZM107 170V169H106ZM124 170V169H123ZM128 170V169H127ZM151 170V169H150ZM209 170V169H208ZM217 170V169H216ZM253 170V169H252ZM20 171V170H19ZM22 171V170H21ZM27 171V170H26ZM25 171V172H26ZM53 171V170H52ZM56 171V170H55ZM131 171V170H130ZM161 171V170H160ZM171 171V170H170ZM229 171V170H228ZM227 171V172H228ZM232 171V170H231ZM256 171V170H255ZM261 171V170H260ZM4 172H5V170H4ZM80 172V171H79ZM106 172V171H105ZM121 172V171H120ZM128 172V171H127ZM216 172V171H215ZM222 172V171H221ZM12 173V172H11ZM10 173V174H11ZM51 173V172H50ZM96 173V172H95ZM100 173V172H99ZM117 173V172H116ZM131 173V172H130ZM205 173V172H204ZM236 173V172H235ZM20 174H21V172H20ZM24 174V173H23ZM60 174V173H59ZM79 174V173H78ZM96 174H98V173H96ZM103 175H104V173H102ZM113 174V173H112ZM162 174V173H161ZM89 175V174H88ZM194 175V174H193ZM7 176H9V175H7ZM110 176V175H109ZM114 176V175H113ZM126 176V175H125ZM153 176V175H152ZM211 176V175H210ZM56 177V176H55ZM62 177V176H61ZM158 177V176H157ZM229 177V176H228ZM254 177H256V176H254ZM60 178V177H59ZM79 178V177H78ZM94 178V177H93ZM116 178V177H115ZM128 178V177H127ZM187 178V177H186ZM192 178V177H191ZM224 178V177H223ZM27 179V178H26ZM81 179V178H80ZM200 179V178H199ZM202 179V178H201ZM262 179V178H261ZM56 180V179H55ZM60 180V179H59ZM73 180V179H72ZM93 180V179H92ZM113 180V179H112ZM123 180V179H122ZM130 180V179H129ZM217 180V179H216ZM224 180V179H223ZM239 180V179H238ZM245 180V179H244ZM263 180V179H262ZM29 181V180H28ZM63 181V180H62ZM61 181V182H62ZM193 181V180H192ZM246 181V180H245ZM261 181V180H260ZM264 181V180H263ZM10 182V181H9ZM92 182V181H91ZM118 182V181H117ZM116 182V183H117ZM159 182V181H158ZM241 182V181H240ZM252 182V181H251ZM23 183H24V181H23ZM66 183H68V181L66 182ZM73 183V182H72ZM102 183H103V181H102ZM122 183V182H121ZM140 183V182H139ZM21 183H19L18 185H20ZM42 184V183H41ZM113 184V183H112ZM126 184V183H125ZM245 184V183H244ZM251 184V183H250ZM259 184H260V182H259ZM89 185V184H88ZM171 185V184H170ZM193 185V184H192ZM255 185V184H254ZM21 186V185H20ZM61 186V185H60ZM83 186V185H82ZM85 186V185H84ZM91 186V185H90ZM184 186V185H183ZM211 186V185H210ZM222 186V185H221ZM98 187V186H97ZM108 187V186H107ZM115 187V186H114ZM160 187V186H159ZM5 188V187H4ZM23 188V187H22ZM92 188V187H91ZM122 188H123V186H122ZM182 188V187H181ZM244 188V187H243ZM2 189V188H1ZM95 189V188H94ZM120 189H121V185H120ZM119 189V190H120ZM144 189V188H143ZM175 189V188H174ZM223 189V188H222ZM247 189V188H246ZM249 189V188H248ZM262 189V188H261ZM5 190H7V189H5ZM43 190V189H42ZM84 190V189H83ZM116 190H118V189H116ZM177 190V189H176ZM241 190V189H240ZM243 190V189H242ZM250 190H251V188H250ZM4 191V190H3ZM10 191V190H9ZM102 191V190H101ZM123 191V190H122ZM155 191V190H154ZM208 191V190H207ZM222 191V190H221ZM224 191V190H223ZM0 192H2L1 190H0ZM67 192V191H66ZM98 192V191H97ZM96 192V193H97ZM111 192V191H110ZM115 192V191H114ZM229 192V191H228ZM239 192V191H238ZM242 192V191H241ZM12 193V192H11ZM104 193V192H103ZM122 193V192H121ZM129 193V192H128ZM217 193V192H216ZM19 194V193H18ZM84 194V193H83ZM149 194H151V193H149ZM215 194V193H214ZM219 194V193H218ZM254 194V193H253ZM262 194V193H261ZM260 194V195H261ZM197 195V194H196ZM224 195V194H223ZM232 195V194H231ZM235 195V194H234ZM249 195V194H248ZM24 196H26V195H24ZM31 196H32V194H31ZM50 196V195H49ZM93 196V195H92ZM105 196V195H104ZM107 196V195H106ZM121 196H123V195H121ZM129 196V195H128ZM180 196V195H179ZM198 196V195H197ZM209 196V195H208ZM19 197V196H18ZM95 197V196H94ZM113 197V196H112ZM125 197V196H124ZM130 197H131V195H130ZM191 197V196H190ZM263 197V196H262ZM5 198V197H4ZM20 198V197H19ZM73 198V197H72ZM250 198H252V197H249V199ZM3 199V198H2ZM32 199V198H31ZM108 199H109V197H108ZM119 199V198H118ZM117 199V200H118ZM185 199V198H184ZM205 199V198H204ZM218 199H219V197H218ZM259 199H261V198H259ZM99 200V199H98ZM104 200V199H103ZM111 200V199H110ZM100 201V200H99ZM109 201V200H108ZM127 201V200H126ZM89 202H91V200L89 201ZM94 202V201H93ZM115 202V201H114ZM113 202V203H114ZM199 203H200V201H198ZM220 202V201H219ZM229 202V201H228ZM249 202V201H248ZM248 202H246V203H248ZM2 203V202H1ZM47 203V202H46ZM96 203H97V201H96ZM187 203V202H186ZM185 203V204H186ZM191 203V202H190ZM101 204H103L102 202H100V205L99 206H101ZM116 204V203H115ZM134 204V203H133ZM175 204H176V202H175ZM196 204V203H195ZM203 204V203H202ZM88 205H89V203H88ZM96 205V204H95ZM107 205V204H106ZM114 205V204H113ZM132 205V204H131ZM206 205V204H205ZM205 205H203V206H205ZM91 206H92V204H91ZM128 205H126V207H127ZM176 206V205H175ZM186 206V205H185ZM192 206H193V204H192ZM211 206H213V205H211ZM260 206V205H259ZM22 207V206H21ZM151 207V206H150ZM155 207V206H154ZM182 207V206H181ZM195 207V206H194ZM210 207V206H209ZM232 207V206H231ZM247 207V206H246ZM49 208H52V207H49ZM97 208V207H96ZM123 207H121V209H122ZM206 208V207H205ZM46 209V208H45ZM105 209V208H104ZM114 209V208H113ZM141 209V208H140ZM190 209V208H189ZM250 209V208H249ZM84 209H82V211H83ZM135 211H136V209H134ZM180 210V209H179ZM206 210V209H205ZM251 210V209H250ZM41 211V210H40ZM120 211V210H119ZM123 211V210H122ZM148 211V210H147ZM158 211V210H157ZM198 211V210H197ZM248 210L246 209V212H247ZM114 212V211H113ZM124 212V211H123ZM145 212V211H144ZM149 212V211H148ZM201 212V211H200ZM245 212V213H246ZM48 213V212H47ZM65 213V212H64ZM97 214H96V217H97V220H98V222H99V225H97L98 226V229H97V231L93 234V239H92V242H91V248L90 249H88L87 251H86V257H85V260H87L88 259V256L89 255H91V256H93V258H95V254L92 252V250H93V246H94V244H96L97 242H102L103 241V236H102V227H101V223H102V212H100V211H98V212H96ZM118 213V212H117ZM120 214H121V211L119 212ZM137 213H138V211H137ZM152 213V212H151ZM208 213V212H207ZM251 213V212H250ZM259 213V212H258ZM1 214V213H0ZM65 214H67V213H65ZM129 214V213H128ZM179 214V213H178ZM178 214H177V216H178ZM4 215V214H3ZM7 215V214H6ZM130 215V214H129ZM145 215V214H144ZM168 215V214H167ZM188 215V214H187ZM197 215V214H196ZM217 215V214H216ZM236 215V214H235ZM248 215H249V213H248ZM247 215V216H248ZM251 215V214H250ZM114 216V215H113ZM119 216V215H118ZM132 216V215H131ZM130 216V217H131ZM182 216V215H181ZM215 216V215H214ZM225 216V215H224ZM255 216H256V214H255ZM259 216H261L260 214H259ZM1 217H3V216H1ZM63 217H64V215H63ZM120 217H121V215H120ZM127 217V216H126ZM137 217V216H136ZM157 217V216H156ZM262 217H263V215H262ZM22 218V217H21ZM43 218V217H42ZM139 218V217H138ZM147 218V217H146ZM171 218V217H170ZM187 218V217H186ZM252 218V217H251ZM250 218V219H251ZM111 219V218H110ZM113 219H115V217L113 218ZM116 219H117V217H116ZM142 220H143V218H141ZM257 219V218H256ZM72 220V219H71ZM140 220V219H139ZM139 220H137L136 219V221H139ZM147 220V219H146ZM149 220V219H148ZM155 220H156V218H155ZM104 221H106V220H104ZM108 221V220H107ZM145 221V220H144ZM143 221V222H144ZM154 221V220H153ZM158 221V220H157ZM97 222V223H98ZM139 222H141V221H139ZM243 222V221H242ZM134 223H136V222H134ZM142 223V222H141ZM208 223H210V222H208ZM214 223V222H213ZM246 223V222H245ZM254 223H255V221H254ZM93 224V223H92ZM107 224V223H106ZM156 224V223H155ZM177 224V223H176ZM200 224V223H199ZM212 224V223H211ZM248 224V223H247ZM111 225V224H110ZM134 225V224H133ZM220 225V224H219ZM16 226V225H15ZM87 226V225H86ZM89 226V225H88ZM114 226V225H113ZM117 226V225H116ZM116 226H115V228H116ZM121 226V225H120ZM119 226V227H120ZM130 226V225H129ZM140 226V225H139ZM146 226V225H145ZM151 226V225H150ZM155 226V225H154ZM197 226V225H196ZM118 227V226H117ZM131 227V226H130ZM185 227V226H184ZM201 226H199V228H200ZM204 227V226H203ZM2 228V227H1ZM36 228V227H35ZM34 228V229H35ZM105 228V227H104ZM198 228V229H199ZM6 229V228H5ZM95 229V228H94ZM112 229V228H111ZM131 229V228H130ZM168 229H169V227H168ZM194 229V228H193ZM206 229V228H205ZM209 229V228H208ZM93 230V229H92ZM115 230V229H114ZM118 230V229H117ZM120 230H122V228L120 229ZM125 230V229H124ZM167 230V229H166ZM210 230H212V229H210ZM95 231V230H94ZM105 231H106V229H105ZM128 231V230H127ZM131 231V230H130ZM137 231V230H136ZM158 231V230H157ZM198 231V230H197ZM116 232V231H115ZM114 232V233H115ZM199 233L201 232L200 230L198 231ZM10 233V232H9ZM14 233V232H13ZM106 233V232H105ZM119 233H120V231H119ZM128 233H130V232H128ZM132 233H134V232H132ZM131 233V234H132ZM143 233V232H142ZM147 233V232H146ZM118 234V233H117ZM126 233H124V235H125ZM205 234H206V232H205ZM210 234V233H209ZM43 235V234H42ZM82 235V234H81ZM87 235H89V234H87ZM115 235V234H114ZM120 235H121V233H120ZM129 235V234H128ZM133 235V234H132ZM167 235V234H166ZM165 235V236H166ZM170 235V234H169ZM224 235H225V233H224ZM19 236V235H18ZM38 236V235H37ZM117 236V235H116ZM122 236V235H121ZM34 237V236H33ZM90 237V236H89ZM125 237V236H124ZM124 237H123V239H124ZM130 237V236H129ZM208 237V236H207ZM88 238V237H87ZM152 238V237H151ZM219 238V237H218ZM230 238V237H229ZM119 239V238H118ZM126 239V238H125ZM128 239V238H127ZM126 239V242L129 240H127ZM136 239V238H135ZM171 239H173V238H171ZM170 239V240H171ZM200 239V238H199ZM202 239V238H201ZM214 239V238H213ZM226 239H227V237H226ZM133 240V239H132ZM139 241H140V239H138ZM187 240V239H186ZM196 240H198L197 238H196ZM217 240V239H216ZM136 242H137V240H135ZM142 241V240H141ZM144 241V240H143ZM191 241V240H190ZM112 242V241H111ZM125 242V243H126ZM130 242V241H129ZM215 242V241H214ZM247 242V241H246ZM103 243V242H102ZM115 243V242H114ZM133 243V242H132ZM138 243H140V242H138ZM210 243V242H209ZM208 243V244H209ZM7 244H9V243H7ZM50 244V243H49ZM104 244V243H103ZM111 244H113V243H111ZM116 244V243H115ZM123 244H124V240H123ZM156 244V243H155ZM170 244V243H169ZM182 244H184V243H182ZM195 244V243H194ZM205 244V243H204ZM216 244H218V243H216ZM2 245V244H1ZM0 245V246H1ZM98 245V244H97ZM117 245V244H116ZM128 245V244H127ZM130 245V244H129ZM136 245V244H135ZM153 245V244H152ZM202 245V244H201ZM246 245V244H245ZM48 246V245H47ZM112 246V245H111ZM132 246V245H131ZM196 246V245H195ZM207 246V245H206ZM211 246V245H210ZM212 246H213V244H212ZM215 246V245H214ZM98 247V246H97ZM117 247V246H116ZM136 247V246H135ZM142 247V246H141ZM145 247H146V245H145ZM186 247V246H185ZM189 247V246H188ZM192 247V246H191ZM209 247V246H208ZM226 247V246H225ZM6 248V247H5ZM143 248H144V246H143ZM156 248V247H155ZM162 248V247H161ZM182 248V247H181ZM49 249V248H48ZM69 249V248H68ZM150 249V248H149ZM96 250V249H95ZM115 250V249H114ZM113 250V251H114ZM124 250V249H123ZM141 250V249H140ZM142 250H144V249H142ZM166 250V249H165ZM263 250V249H262ZM47 251V250H46ZM100 251V250H99ZM108 251H109V249H108ZM150 251V250H149ZM156 251H157V248H156ZM182 251H183V249H182ZM208 251V250H207ZM222 251V250H221ZM232 251V250H231ZM235 251V250H234ZM243 251V250H242ZM241 251V252H242ZM247 251V250H246ZM9 252V251H8ZM7 252V253H8ZM92 252V253H91ZM103 252V251H102ZM105 252V251H104ZM133 252V251H132ZM153 252H154V250H153ZM162 252V251H161ZM180 252V251H179ZM220 252V251H219ZM248 252V251H247ZM259 252V251H258ZM30 253V252H29ZM109 253V252H108ZM117 253V252H116ZM218 253V252H217ZM14 254V253H13ZM118 254V253H117ZM133 254V253H132ZM157 254V253H156ZM216 254V253H215ZM135 255V254H134ZM150 255H152V254H150ZM149 255V256H150ZM159 255V254H158ZM222 255V254H221ZM143 256V255H142ZM180 257H181V255H179ZM217 256H220V255H217ZM247 256H249L248 254H247ZM254 256V255H253ZM263 256V255H262ZM7 257V256H6ZM65 257V256H64ZM130 257V256H129ZM156 257H157V255H156ZM244 257H245V255H244ZM1 258H3V257H1ZM66 258V257H65ZM89 258H90V256H89ZM92 258V259H93ZM112 258V257H111ZM114 258H116V257H114ZM113 258V259H114ZM141 258V257H140ZM142 258H145V257H142ZM159 258V257H158ZM179 258V257H178ZM228 258V257H227ZM5 259V258H4ZM109 259V258H108ZM194 259V258H193ZM250 259H251V256H250ZM127 260V259H126ZM135 260H137V259H135ZM145 260V259H144ZM149 260V259H148ZM165 260V259H164ZM182 260V259H181ZM197 260V259H196ZM221 260H222V257H221ZM263 260V259H262ZM5 261V260H4ZM16 261V260H15ZM97 261V260H96ZM106 261V260H105ZM123 261V260H122ZM142 261V260H141ZM159 261V260H158ZM223 261V260H222ZM254 261V260H253ZM8 262V261H7ZM21 262V261H20ZM109 262V261H108ZM129 262V261H128ZM227 262V261H226ZM40 263H42V262H40ZM59 263H60V261H59ZM79 263V262H78ZM85 263V262H84ZM99 263V262H98ZM127 263V262H126ZM184 263V262H183ZM261 263V262H260ZM3 264V263H2ZM83 264V263H82ZM95 264V263H94ZM131 264H133V263H131ZM136 264V263H135ZM257 264V263H256Z\"/></svg>",
	"mask_w": 264,
	"mask_h": 264
}]
</instances>
